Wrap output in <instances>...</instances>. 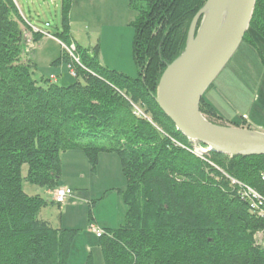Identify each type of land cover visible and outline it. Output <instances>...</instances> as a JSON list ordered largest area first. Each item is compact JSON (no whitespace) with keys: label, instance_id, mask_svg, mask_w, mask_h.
Returning <instances> with one entry per match:
<instances>
[{"label":"trees","instance_id":"16d2710c","mask_svg":"<svg viewBox=\"0 0 264 264\" xmlns=\"http://www.w3.org/2000/svg\"><path fill=\"white\" fill-rule=\"evenodd\" d=\"M206 1L129 0L131 77L102 65L96 46L73 40L72 0H61L62 30L52 36L66 47L61 57L75 80L58 85L34 78L25 36L36 43L42 34L33 32L15 0H0V264H94L91 253L69 262L79 230L54 226L40 215L49 202L22 189L23 181L57 189L67 151H80L92 170L102 153L119 161L124 222L101 229L103 264H264V245L254 240L264 230V215L250 211L231 181L261 189L264 156L208 152L199 158L155 100L162 73L184 51ZM255 36L264 40V0L255 1L241 42L264 65ZM199 110L209 122L222 120L203 96Z\"/></svg>","mask_w":264,"mask_h":264},{"label":"rangeland","instance_id":"374dc122","mask_svg":"<svg viewBox=\"0 0 264 264\" xmlns=\"http://www.w3.org/2000/svg\"><path fill=\"white\" fill-rule=\"evenodd\" d=\"M60 1L16 0V3L19 7L18 9H20V13L26 18L27 23L35 27L43 36L46 32L54 35L62 30ZM128 2L129 0L73 1L72 10L71 12L69 11V33L73 40L84 48L92 49V47L96 46L98 59L99 61L101 60L100 62L104 61L103 64L106 67L134 77L136 76V69L131 55L134 36V29L132 27L134 12L129 8ZM102 10H106V13L114 12L116 14L112 18H97L96 16ZM193 21V24L191 23L189 28L188 39L190 31L193 30L194 35L198 32L202 17L200 16L196 21ZM36 30H33V32ZM25 37L28 43L27 53L36 64V69L33 74L35 79H50L51 82L58 85H67L75 80L69 72V64L61 57L63 48H66L64 45L59 41L55 42L48 38L40 39L36 43L30 42V34ZM255 41L264 59V40L261 37L255 36ZM68 49L71 50L72 54L73 49H71V46ZM244 50H248L247 52H249L248 55L244 54V57L255 60V64L261 70L260 85L255 90L257 96L255 100L251 99L252 109L235 100V98H243L241 94L230 91L227 93L223 104H211L216 114L222 118L220 121L223 122L216 119L210 121L220 126L255 131L257 130V126L255 127L256 123H264V65L261 63L258 54L251 46L246 43H241L238 50L224 68L222 74L230 69L236 59L241 58ZM68 54L71 56L69 52ZM71 58L74 59V62H77L76 57L71 56ZM55 60L59 61L57 62ZM51 74L52 76H50ZM55 79L59 80L56 81ZM240 83L243 84V79ZM213 86L212 84L206 89L203 98H209L213 92ZM253 91L248 90L246 92L249 93L248 95L250 93L252 95ZM220 105H223L225 108ZM132 106L142 113L138 105ZM243 115L246 118L243 117L242 119L241 117ZM227 120L228 122H226ZM231 121H235L239 125L244 122V125L235 126ZM246 122L252 123L253 125ZM75 152H78L77 155L72 153L74 154L72 157L61 154L62 170L59 180V185L72 190L71 196L73 197H68L64 203L59 205L56 203L50 204L45 209L43 215L50 219L54 225H59V221H61L62 225L79 230L72 241L69 262L81 261L82 256L84 261L87 254L91 253L94 264H103L97 237L91 236L88 233L90 232L88 222L94 221L90 219L91 217L114 219L118 216V207L115 198H118L119 194L117 195L114 188L124 187V179L121 171H119V163L117 164V157L114 154H100L98 165L95 170H92L85 156L80 151ZM112 156L116 160V166H114L113 160L110 159ZM110 160L111 162H109ZM21 172L22 175L26 174L27 165L22 166ZM33 188L48 189L47 187H38L28 182H22V189L26 193H32L31 190ZM50 190L48 189L46 192ZM41 196L47 200L45 193H41ZM119 205L124 206L120 202ZM89 213H91V217H89ZM70 217L71 221H68Z\"/></svg>","mask_w":264,"mask_h":264},{"label":"water","instance_id":"95a60500","mask_svg":"<svg viewBox=\"0 0 264 264\" xmlns=\"http://www.w3.org/2000/svg\"><path fill=\"white\" fill-rule=\"evenodd\" d=\"M255 1L232 0L225 25L217 34L218 8L214 7L205 25L195 35L190 31L184 51L167 65L158 82L155 100L161 111L177 131L189 141L205 146L208 152L230 157L264 156V132L216 125L199 110L205 90L239 48ZM202 11L203 8L194 21L202 16Z\"/></svg>","mask_w":264,"mask_h":264},{"label":"crops","instance_id":"0c3cea01","mask_svg":"<svg viewBox=\"0 0 264 264\" xmlns=\"http://www.w3.org/2000/svg\"><path fill=\"white\" fill-rule=\"evenodd\" d=\"M73 1H75V0H73ZM71 10H72V3H71V7H70V12H71ZM106 12H107L106 10L105 11L102 10V12L98 13V15L96 17L97 18L106 19V18H112L116 14L114 12H108V13H106ZM107 15H110V16H107ZM24 19L26 20L25 17H24ZM31 28L36 30V28L33 27V26H31ZM45 38L51 39V40H53L55 42H58L57 39H55L52 35H50L47 32L40 39H45ZM247 51L248 50H244L243 53H242L243 55L241 56V58L236 59L235 62H233V64L230 67V69L227 70L224 74H222V73H223V70H224V68L226 66L222 69V71L218 74V76L212 82V84L214 85L212 94L209 96V98H206V99L204 98V100L206 102H208L209 104H212V105H214V104H223V102L225 101V99L227 97V93H229L230 91H235V92H238L239 94H241L243 96V98H235V100L238 103H241L243 105H247L248 108L252 109V105H251L252 100L251 99L255 100V98L257 96L256 93H255V90L260 85L259 81H260V78H261V74H260L261 70L258 68L257 64H255V60H253L252 58L244 57V54L248 55L249 52H247ZM55 61H57V60H55ZM103 62H100V63L102 65H104ZM238 75H240V76H238ZM50 76H52V74ZM242 79H243V84L240 83V81ZM55 80L58 81L59 79H55ZM248 90H250L251 92H252V90H254L252 95H251V93H250V95H248L249 93L246 92ZM220 106L223 107V105H220ZM223 108H225V107H223ZM231 122H235V121H231ZM246 123L252 124V123H249V122H246ZM256 126H257V128H256L257 130H255V131L264 132V130H262V129H264V123L263 122L256 123L255 127ZM258 126L260 128H262V129H260ZM66 153H69V154H66ZM72 153L77 155L78 152L67 151V152L62 153V155H64V156L65 155H69V156L72 157L74 155ZM106 154H112L113 155V153H106ZM115 157H117V156L115 155ZM99 159H100V156H99ZM110 159L113 160L114 166H116V160H115L114 156H112V158H110ZM111 160L109 162H111ZM118 163H119V161H118V158H117V164ZM123 186H124V182H123ZM59 187H63V186L59 185ZM118 188H123V187L120 186ZM114 189L116 190L117 188L115 187ZM47 190L48 189L44 190L43 188H33L31 190L32 193H28L30 195H34V194L41 195V193H45L46 194L47 201L49 202V204L45 208H43L41 210V214H40L43 218H46V219H48V218L43 215L45 209L48 208L50 206V204H55L54 201H53V193H54L55 189L54 190H50L49 192H46ZM116 193H117V191H116ZM117 195H118V193H117ZM69 197L72 198L73 196H69ZM118 200H119L120 203H123L122 200L120 199V196L118 195V198H115V202H116V205L118 207V216L117 217H115L114 219H112V218L99 219L97 217H93L94 221L88 222V228L90 229V232H88V233L91 236H95L93 228L94 229H96V228H98V229L115 228V227H118L119 225H121L124 222L125 205L123 204L124 205L123 207L120 206ZM48 220H50V219H48ZM68 221H71V217L68 219ZM59 222H60L59 225H57V224L54 225L53 222H52V224L54 226H56V227H67L66 225H62L61 221H59ZM80 260L81 261H76L74 263H81L83 261V256H82V258Z\"/></svg>","mask_w":264,"mask_h":264},{"label":"built area","instance_id":"2783aa9c","mask_svg":"<svg viewBox=\"0 0 264 264\" xmlns=\"http://www.w3.org/2000/svg\"><path fill=\"white\" fill-rule=\"evenodd\" d=\"M71 49H73V46H71ZM67 51L71 54V50L67 48ZM69 72L72 76H75V72L72 67H69ZM134 110L137 115H142V113L137 108H134ZM243 117L245 116L243 115L241 118L243 119ZM191 152L199 158H201L203 154L208 153L205 146L198 145L196 142H193ZM231 181L232 183L240 186V197L246 199L249 202L250 211L257 214L258 216L264 215V171L260 174L261 189L259 190L248 185H244L234 179H231ZM71 194L72 190L70 188L58 187L53 193V201L57 204H62L69 196H71ZM93 231L96 237H100L102 234L101 229L93 228ZM254 240L255 244L264 245V230L256 232L254 234Z\"/></svg>","mask_w":264,"mask_h":264},{"label":"bare ground","instance_id":"6f19581e","mask_svg":"<svg viewBox=\"0 0 264 264\" xmlns=\"http://www.w3.org/2000/svg\"><path fill=\"white\" fill-rule=\"evenodd\" d=\"M232 0H207L202 11V21L199 27H202L207 22V19L214 7L218 8V14L215 23L216 34L219 33L225 25L230 12Z\"/></svg>","mask_w":264,"mask_h":264}]
</instances>
